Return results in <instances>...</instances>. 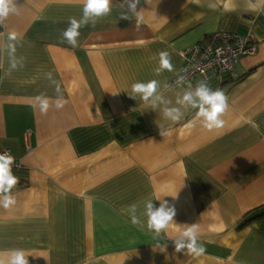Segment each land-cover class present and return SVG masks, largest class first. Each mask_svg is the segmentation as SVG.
I'll return each mask as SVG.
<instances>
[{
	"label": "crops",
	"instance_id": "obj_1",
	"mask_svg": "<svg viewBox=\"0 0 264 264\" xmlns=\"http://www.w3.org/2000/svg\"><path fill=\"white\" fill-rule=\"evenodd\" d=\"M121 2L82 26L75 48L62 32L81 19L83 0H15L18 13L0 24V150L19 178L15 204L0 206V252L38 256L29 264H264V0H140L139 30L121 19ZM218 31L256 44L231 74L203 80L227 97L224 127L205 129L190 108L173 123L164 105L128 96L134 82L157 80L179 107L197 83L171 86L180 52ZM163 51L173 71L157 74ZM41 94L51 98L46 114ZM156 198L176 208L165 250L144 215ZM193 223L205 251L176 253L169 237Z\"/></svg>",
	"mask_w": 264,
	"mask_h": 264
},
{
	"label": "clouds",
	"instance_id": "obj_2",
	"mask_svg": "<svg viewBox=\"0 0 264 264\" xmlns=\"http://www.w3.org/2000/svg\"><path fill=\"white\" fill-rule=\"evenodd\" d=\"M149 3V0H145ZM140 0H122L119 4V8L122 9L121 19L128 21H135V27L137 30L141 27L144 21L143 8H139ZM113 0H83V14L80 20L76 18L69 19V26L63 30L62 38L73 48L78 46V37L80 36L79 29L82 26H86L89 23L95 27L97 21L105 16H108L113 8ZM19 8L15 6V0H0V24L11 13H18ZM10 39L15 40V34L10 36ZM11 52L15 51L12 44L6 46ZM22 66L21 61L13 59L11 68L15 69L18 65ZM163 70L173 71V65L168 52L163 51L159 53V67L155 69L159 74ZM48 78L51 80V74H48ZM184 76H178L176 83L181 85L184 82ZM55 83V81H52ZM160 87L157 80H150L147 82L137 81L131 85V92L128 96L134 100L139 97L143 102L147 103L152 110L155 111L161 105L163 117L170 120L173 123L179 122L183 116L184 111L182 109H194L195 117L199 120L202 127L211 131L213 129H220L224 127L225 121L222 119L223 114L228 110V102L225 93L216 89L213 90L207 81H198L194 88L191 86L188 90L184 91L182 95H178L175 101L176 106L171 105L172 101L165 99L158 92ZM165 87L169 85L165 84ZM56 91L58 93L55 100V107L57 109L63 108L67 101L60 95L59 85H56ZM38 103L39 109L42 114H46L51 106V98L44 94L35 97ZM35 107V105H33ZM161 135L165 133L161 131ZM15 162V157L8 153L0 154V206L9 208L15 204V198L11 195V190L19 183V178L14 175L12 167ZM178 192L171 196L174 200L177 197ZM163 196V197H165ZM153 200H148L145 204L144 215L147 217V229L153 234V239L157 242V247H162L164 250L165 245H161L160 240L163 233L173 224H176L174 217L176 216V208L174 205L163 198H156L159 200V206L153 204ZM132 212V221L137 223V217L135 216L136 206H130ZM177 225V224H176ZM186 227H182V230L172 238L175 252L181 253L187 251L188 254L200 255L205 249L198 243L197 224H185ZM38 257L31 253H27L24 249L16 248L10 249L5 252H0V264H29L28 257Z\"/></svg>",
	"mask_w": 264,
	"mask_h": 264
},
{
	"label": "built area",
	"instance_id": "obj_3",
	"mask_svg": "<svg viewBox=\"0 0 264 264\" xmlns=\"http://www.w3.org/2000/svg\"><path fill=\"white\" fill-rule=\"evenodd\" d=\"M255 52L256 44L249 36L214 32L180 52L182 64L171 86H190L209 76L223 78L234 71L241 57L253 55ZM181 75L185 78L184 82L177 85L176 80ZM2 153L9 154L7 150H0V154ZM16 166L14 162L12 168Z\"/></svg>",
	"mask_w": 264,
	"mask_h": 264
}]
</instances>
